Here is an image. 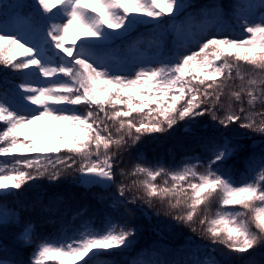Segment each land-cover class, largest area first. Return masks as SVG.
<instances>
[{
	"label": "snow or ice",
	"instance_id": "obj_1",
	"mask_svg": "<svg viewBox=\"0 0 264 264\" xmlns=\"http://www.w3.org/2000/svg\"><path fill=\"white\" fill-rule=\"evenodd\" d=\"M95 4L88 0H35L32 5L27 0H14L9 5L0 0V25L25 29L34 41L29 44L0 31V64L26 76L18 84L5 82L0 87V157L15 161L12 168L0 169V197L14 192L18 195L29 181L42 176L57 181L65 172H75L85 187L109 189L117 185L112 211L123 223L118 231L113 226L106 232L38 243L26 262L12 259L6 245L16 250L29 242V233L18 231L6 241V229L21 223V218L15 209L0 206V264H46L61 256L78 257L74 264H92L95 257L122 252L134 245L136 229L129 227L130 217L148 216L142 204H152L155 198L166 205L163 211L177 223L192 231L199 226L213 246L223 245L225 255L234 253L243 258L250 250L264 246V153L258 161L249 159L252 178L236 186L228 161L242 145L224 135L245 129L264 138V0L188 5L199 7L202 15L215 16L216 30L202 29L198 36L192 35L189 39L195 50L183 47L184 38L175 34L173 39L182 50L130 68L118 67L102 52L93 51L112 41L99 38L106 30L121 37L130 33L135 23L159 26L165 18L173 20L185 12L184 0H95ZM36 5L43 16L33 11ZM8 8L12 13L5 18ZM59 13L65 19L55 18ZM224 19L234 21L235 27L221 23ZM73 25L84 29L83 36L78 42L66 43ZM237 29L239 35H233ZM242 65L251 66L247 75L242 74ZM236 78L241 81L239 89L225 100V89ZM236 102L238 107L233 106ZM76 105L85 106L87 111L78 112ZM205 117H209L205 119L210 122L208 131H187L207 153L206 174L198 175L196 166L166 171L136 164L132 175L143 173L147 177L144 195L129 196L123 181L117 182L123 154L133 150L145 135L166 132L180 121L194 124ZM46 120L63 125L58 137L62 143L37 147L28 125ZM161 175L170 176L165 183L171 187L158 188L155 180ZM8 180L12 183H3ZM213 202L219 208L209 218ZM241 208L244 211L237 210ZM156 211L159 215L160 210ZM60 264L66 262L60 260ZM131 264L182 262L141 259ZM242 264L258 262L248 259Z\"/></svg>",
	"mask_w": 264,
	"mask_h": 264
},
{
	"label": "trees",
	"instance_id": "obj_2",
	"mask_svg": "<svg viewBox=\"0 0 264 264\" xmlns=\"http://www.w3.org/2000/svg\"><path fill=\"white\" fill-rule=\"evenodd\" d=\"M191 1L188 0V3L190 4ZM142 25V23H135L133 30L128 34L135 36ZM138 52H142V49H138ZM250 67V65H242V74L247 75ZM15 73V71L7 69L0 64V79L7 81ZM230 84L231 87L225 89V100L231 92L239 89L241 81L239 78H236ZM233 106L238 107V102L234 103ZM74 107L80 113L87 111V108L83 105H76ZM256 111H261L259 105H257ZM220 114L223 115V112ZM101 115L103 114L101 113ZM205 119H209V117L200 119L194 124L180 121L173 129L166 132L145 135L133 150L123 154V163L117 169V182L123 181L128 189L127 194L129 196L140 197L144 195L143 181L147 177L143 173L132 175L136 164H140L142 167H163L166 171H177L182 170L186 166H196L195 170L198 175L201 173L206 174L207 153L202 146L196 144V138L193 137L192 133L187 131L189 129H193L197 133L208 131L210 122ZM50 125L54 144L58 145L62 143L58 137L63 130V125L51 120ZM183 127L185 128L183 129ZM213 130L216 132L220 131L219 129ZM113 133V138H117L114 129ZM65 134L71 135V133ZM224 135L234 137L242 145L239 153L230 157L228 161V168L231 171L232 179L236 181V186H242L240 184L241 181L252 178V174L248 172L249 159L258 161L262 153H264V138L259 133L247 130L235 133L234 135L233 131L226 132ZM247 135L250 137L248 138ZM251 140H259V142L253 146L251 145ZM115 150V145H113V151ZM197 157L200 159L197 160ZM120 169H123L122 173ZM69 174L70 172H65L57 181H50L47 176H42L34 181H29L24 190L18 195L14 192L6 198L1 197L2 202L12 207L19 209L20 207H25V213L19 226H26L32 232L27 244L22 245L14 251L11 249V258L29 261L33 250H31L30 254L25 253V250L31 242L35 248L36 244L45 241L57 243L61 239H70L71 236L66 231L74 227V220L77 217H82L85 221L84 223L82 221V234L80 235H86L88 232H106L113 226H116L117 231L119 230L123 221L118 213L112 211V196L117 185L114 184L109 189L103 188L95 192L80 189V186L71 187L65 181L70 176ZM165 181H170V176H158L155 183L158 188L171 187V184L165 183ZM8 182L9 184L12 183L10 180ZM142 206L148 211V216L134 214L130 217L129 227H135L136 229L134 245L129 248L131 251L127 252L129 249H126L122 252H117L119 257L114 258L113 255H101L93 258L92 264H122L118 263V260L123 253H126L128 256V264H131L133 260L142 258L139 256L142 254L151 255L150 258L143 259L176 260L181 261L182 264H201L185 255L179 259L176 256L179 254L177 252L180 251L176 242H184V240L189 239L210 243L208 237L199 226H197L196 231H192L191 227L186 224L177 223L171 216L165 214L163 209L166 205L162 204L158 198H155L152 204L145 202ZM218 208V203L213 202L208 209L209 218L214 217ZM157 209L160 210L159 215H157ZM237 210L244 211L242 208ZM88 223H90L91 227L84 225ZM80 225L81 222L78 226ZM12 230H14L13 224L6 229L4 236H10ZM215 246L224 250L223 245ZM263 250L264 246H259L255 251L250 250L249 255L257 254V252H262ZM210 259L214 260L215 256ZM246 259H248V255L242 258L237 254L229 253L227 262L224 264H229L230 262L234 264L236 261H239L240 263L238 262V264H241ZM60 260L65 261L66 264H74V262L79 261V258L75 256H61L59 259L48 260L46 263L60 264ZM113 260L115 263H112Z\"/></svg>",
	"mask_w": 264,
	"mask_h": 264
},
{
	"label": "rangeland",
	"instance_id": "obj_3",
	"mask_svg": "<svg viewBox=\"0 0 264 264\" xmlns=\"http://www.w3.org/2000/svg\"><path fill=\"white\" fill-rule=\"evenodd\" d=\"M53 1L55 2V0H53ZM213 2H217V0H193L191 3L199 6V5H205V4H212ZM185 5H186V3H185ZM192 11H193V8L188 7V5H186V10L184 13H182L185 17L184 23L188 25L187 29H184V24L177 21L178 19L176 20V18H175L173 20H169V19L165 18L164 20H162V22L159 26H154L152 24H149L150 28L148 29V31L146 33L147 40L148 41L157 40L159 42L170 41L171 42V46H170L171 51H172V53H175L178 50H182V46L179 45L177 43V41L173 39V36L175 34H179L180 36H182L184 38L183 47H192L193 50H195V47L193 45H191L189 38L192 35L198 36L201 33L202 29H207L209 31H215L216 28L218 27V21H217V18L215 17V20L213 22H211V17L205 16V15L203 18H200L199 21H196L193 19V16L190 15V13ZM255 12H256V15L259 14L258 10H255ZM55 18H58L61 20L65 19V17L63 16L62 13H59ZM226 21L227 22H225L224 25H226L229 28L235 27V25H233V23L235 24L234 21H232V23L228 22V20H226ZM0 31H7L11 34H15L18 36V38L24 40L25 42H27L29 44H32L34 42L31 34L27 33V30H25V29L11 27L10 29L2 28V29H0ZM83 33H84V30L80 26L74 27V28L70 29L68 32V34H70V37L72 39H77V38L83 36ZM233 35H239V29H237V31L235 33H233ZM169 38H171V39H169ZM99 39H111L112 40V36L109 35L107 32H105L104 35L102 37H100ZM110 43L105 48H112ZM129 48H130V50L135 49V43H132ZM100 52H102L107 57V59L110 61L115 62L116 59L119 60L118 63L115 62L116 64H118L117 65L118 67H129L130 68L131 66H133L135 64H139V63L143 62L146 58V57H143V59H137L135 61V63H133V65H131L129 63L130 62L129 59H132V57L135 55L129 54V57H128L129 59H126L125 57L128 55V53H124L122 55V59L120 60L118 57L119 56L118 51H110V49H106V50H102ZM148 61H151V60H148ZM41 83H43V81ZM21 100H22V97H21ZM23 103L26 104L27 102L24 101ZM31 114L32 113H29V115H31ZM28 127L32 129L31 137L34 140V142L36 143L37 147L53 146V141L51 139L50 127H49L47 120L43 123L37 121L35 124L28 125ZM36 129H39V132H37ZM238 132H239V129L233 130V134L238 133ZM69 175L70 176L67 179H65V181L68 182L71 187L80 186L79 187L80 189H87V190H90L93 192L99 190V188L96 186L93 188H85V186H83L80 182L77 181L76 173L70 172ZM27 231L29 233V230H27ZM187 244H188L187 246L189 248L188 249L189 254H192L193 256H198L197 262H200L201 264H216V262H218V261H220L221 264H224L225 262H227V256H229V253L227 255H225L223 249L217 250V256H215V259L213 260V259H210V256L215 255L216 249L213 248V249L206 250V251L202 252V251H199L197 249V246L194 245L193 243H191V241H188ZM200 259H202V262L200 261ZM248 259H254L258 262V264H264V250L262 252H260V251L257 252V254L248 255ZM248 259H246V260H248ZM238 262L236 261V263H234V264H238ZM229 264H233V262H230Z\"/></svg>",
	"mask_w": 264,
	"mask_h": 264
}]
</instances>
